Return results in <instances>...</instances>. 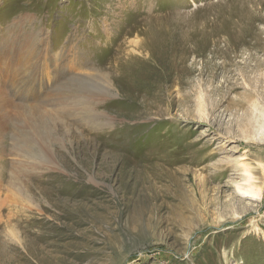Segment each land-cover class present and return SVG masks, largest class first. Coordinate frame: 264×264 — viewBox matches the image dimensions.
<instances>
[{"label":"rangeland","instance_id":"obj_1","mask_svg":"<svg viewBox=\"0 0 264 264\" xmlns=\"http://www.w3.org/2000/svg\"><path fill=\"white\" fill-rule=\"evenodd\" d=\"M0 264H264V0H0Z\"/></svg>","mask_w":264,"mask_h":264},{"label":"bare ground","instance_id":"obj_2","mask_svg":"<svg viewBox=\"0 0 264 264\" xmlns=\"http://www.w3.org/2000/svg\"><path fill=\"white\" fill-rule=\"evenodd\" d=\"M20 47H21L19 51L20 57L16 60V64L18 65L16 71L17 75H15V78L12 80H13V87L15 86L18 88L17 92L19 90L21 92H25L27 91V87L31 85L35 70L39 66L38 60H40L42 57L41 56L42 48H40L38 44H33L32 40H28L27 42L20 43ZM12 48L13 47L10 43L9 48L4 50L6 51L7 54L12 55L14 54L12 53ZM238 192L244 196H249V195L252 196L256 194V189L253 183L250 181V178L247 179L246 186L239 187Z\"/></svg>","mask_w":264,"mask_h":264}]
</instances>
